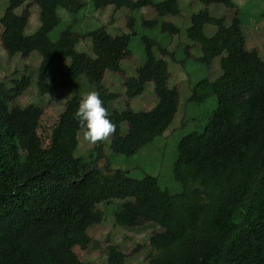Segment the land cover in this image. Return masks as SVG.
I'll list each match as a JSON object with an SVG mask.
<instances>
[{
    "label": "trees",
    "instance_id": "16d2710c",
    "mask_svg": "<svg viewBox=\"0 0 264 264\" xmlns=\"http://www.w3.org/2000/svg\"><path fill=\"white\" fill-rule=\"evenodd\" d=\"M28 0H8L0 18V41L10 56L41 57L37 88L41 95L55 92L50 82L56 63L70 60L65 72L74 84L81 77L96 88L116 125L110 138L115 155L134 156L171 127L180 108V93L169 87V65L157 56H170L161 43L142 36L145 62L129 77L123 62L132 55L137 35L134 12L154 8L160 17L180 14L179 0H91L95 10L127 9L130 34L111 35L105 27L88 33L67 28L58 40L51 33L60 25L59 9L77 15L83 0H35L40 27L26 33L30 12L17 13ZM205 6L190 19L187 38L199 47V63L210 68L220 58L222 75L205 77L193 87L190 102L205 104L216 96L217 107L202 125L178 144L173 173L183 189L171 193L159 179H141L129 171L98 162L106 158L105 142L95 145L88 158L76 157L79 125L73 119L82 96L68 100L47 138L40 130L44 109L36 105L10 106L31 86L24 76L8 89L0 84V264H84L76 252V240L101 224L100 204L120 201L114 213L117 227L155 221L162 232L153 236L154 253L148 264H264V60L247 48L238 9L230 23L213 16L209 8L236 9L233 0H198ZM158 20L143 21L155 28ZM217 30L213 36L206 27ZM171 36L179 27L163 22ZM89 39L94 56L77 51ZM171 57V56H170ZM108 72L124 80L126 108L110 111L119 95L104 84ZM153 85L158 98L150 111L136 112L130 101ZM127 125L123 133V125ZM117 245L108 247V264H125Z\"/></svg>",
    "mask_w": 264,
    "mask_h": 264
},
{
    "label": "rangeland",
    "instance_id": "374dc122",
    "mask_svg": "<svg viewBox=\"0 0 264 264\" xmlns=\"http://www.w3.org/2000/svg\"><path fill=\"white\" fill-rule=\"evenodd\" d=\"M87 6L77 15H71L64 9H59L61 18L60 25L51 33L53 40H58L61 33L67 28H72L78 33H88L99 27H105L113 35L123 33L130 34L128 18L130 12L127 9L115 10L109 7L104 10H95L91 0H83ZM164 0H155L162 2ZM236 9H227L221 5H212L209 10L213 16L226 17L230 23L235 17L238 9L239 16L243 21V32L246 36L247 48L257 50L264 60V0H233ZM180 14L178 16L167 15L160 17L152 7H145L134 12L136 17L135 29L137 35L132 38L130 49L132 55L123 62V69L127 76H136L137 69L145 62V47L142 36L147 35L158 40L163 48H166L170 56H163L157 50V56L167 61L169 65L170 79L169 87L176 88L180 93V108L171 127L165 134L157 138L131 157L115 155L110 150V142H105L106 158L98 162L100 169L107 165L114 169H123L130 172V175L141 179L146 175L158 177L163 189L171 193H179L183 186L174 178L173 167L177 158L178 144L181 139L190 132L202 130V125L217 107L216 96H211L205 104L197 105L190 102L193 87L202 78H209L216 81L221 75L220 58L213 61L210 68L199 63L202 56L201 50L191 42L186 35L190 26V19L194 14L205 9L198 0H179ZM8 5V0H0V18L3 16ZM28 9L31 16L27 27V34L32 35L40 27V8L35 0H28L27 3L17 11L22 14ZM158 20L155 28L145 27L143 21ZM163 22L172 23L180 28L178 35L171 36L161 30ZM0 26V34H1ZM213 26L206 27V34L213 36L216 32ZM77 51L93 54V46L89 39L81 41L76 46ZM40 55L35 52L29 58L20 55L10 56L0 41V84L8 89L13 87V82L24 76L31 79V86L10 106L19 105L23 108L36 105L44 109V116L41 125V136L47 138L51 128L56 123L58 116L63 111L68 100L76 93L83 96L90 91H96L85 78L81 77L74 84L68 82L65 72L70 60L54 64L51 71L50 82L55 87V92L41 95L37 88L38 69L41 64ZM105 86L112 92L119 95L118 99L110 103V111H121L126 108L128 99L124 80L121 75L108 72L104 82ZM158 103L153 85L148 84L144 94L130 101L131 108L136 112L152 110ZM127 125H123V133L127 132ZM79 133V146L76 157L88 158L95 145L81 143ZM120 201L109 204H100L99 209L104 214L101 224L93 226L82 240H76V252L84 264H108V247L117 245L126 256L125 264H148L149 255L154 253L152 245L153 236L162 232V228L155 221L140 222L132 227H117L114 221V213Z\"/></svg>",
    "mask_w": 264,
    "mask_h": 264
},
{
    "label": "clouds",
    "instance_id": "9594fccd",
    "mask_svg": "<svg viewBox=\"0 0 264 264\" xmlns=\"http://www.w3.org/2000/svg\"><path fill=\"white\" fill-rule=\"evenodd\" d=\"M73 119L78 122L83 144L94 146L109 141L116 131V125L109 119V112L96 91L82 96Z\"/></svg>",
    "mask_w": 264,
    "mask_h": 264
},
{
    "label": "crops",
    "instance_id": "0c3cea01",
    "mask_svg": "<svg viewBox=\"0 0 264 264\" xmlns=\"http://www.w3.org/2000/svg\"><path fill=\"white\" fill-rule=\"evenodd\" d=\"M26 33H27V31H26ZM107 75V74H106ZM105 82V81H104Z\"/></svg>",
    "mask_w": 264,
    "mask_h": 264
}]
</instances>
